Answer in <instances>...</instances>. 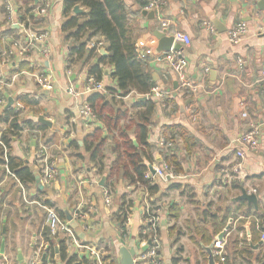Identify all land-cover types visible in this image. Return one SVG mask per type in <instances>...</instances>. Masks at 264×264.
<instances>
[{
    "label": "crops",
    "instance_id": "1",
    "mask_svg": "<svg viewBox=\"0 0 264 264\" xmlns=\"http://www.w3.org/2000/svg\"><path fill=\"white\" fill-rule=\"evenodd\" d=\"M49 1L51 9L47 16L38 18L40 23L32 29L50 34V60L43 61L39 56L32 60L17 57L7 65L2 55L10 47V41L25 36L19 25L23 23L20 15L34 10L39 0H0V81L6 83L3 96L7 102L13 99V105L24 95L38 103L21 112L22 120L30 121L31 125L13 138L11 148L13 156L24 161L39 179L27 187L9 175L5 164L0 165V264H29L37 252L43 261L44 250L60 251L64 241L49 231L38 202L55 209L69 224L84 247L74 246L69 252L79 259L84 256L90 259L88 248L110 254L114 264H122V249H134L133 259L137 258L144 249L141 248L142 222L150 208L162 216L158 237L163 264H210L207 249L228 227L223 237L227 264H261L264 257L260 241L264 231V0H165L162 11L154 19L144 15L146 6H141L144 0H123L136 45L164 31L160 19L169 21V34L179 31L191 39L188 47L179 43L188 62L186 87H182L179 76L168 66L152 57L146 60L153 89L169 93L165 104L156 100L157 111L149 126L153 168L166 162L165 154L175 153L183 170L175 174L171 165L174 174L171 179H153L152 185L159 187L154 195L144 187H131L122 179L109 180L107 174H99L87 156L78 158L81 151L73 144L81 149L85 139L97 129L107 136L101 121L78 118L80 107L88 99L83 91L89 83L90 68L101 57L88 64L69 65L70 42L63 32L68 20L64 13L65 0ZM87 13L86 10L85 14L75 15L72 11L76 17ZM205 21L215 26L214 34L204 26ZM240 23L247 25L249 33L235 44L229 40L228 33ZM99 42L103 43V39L92 40L88 49ZM108 56L109 53L105 57ZM239 60L243 61L242 67ZM24 63L37 70L32 73L23 69ZM102 69L105 89H116L114 67L104 65ZM35 75L49 76L53 89H41ZM68 88L83 95L74 98L67 94ZM142 97L132 93L124 98V103L133 111L132 107ZM2 113L0 107V116ZM40 119L49 124H42ZM251 124L262 127L260 151L246 155L240 179L223 174V169L236 162L237 139ZM7 127L0 120V140ZM174 135L173 147L161 145ZM42 149L46 150L45 157L39 159L37 153ZM104 155L108 173L116 162L111 138ZM45 162L56 163L59 170L50 184L44 179ZM103 178L105 183L101 186ZM173 185L180 188L169 190ZM243 188L256 190L258 209L238 200ZM105 191L111 193L112 208L105 203ZM123 196L133 206L128 210L127 221L121 225L118 217ZM176 214L178 219L173 218ZM214 261L220 264V257L216 255Z\"/></svg>",
    "mask_w": 264,
    "mask_h": 264
},
{
    "label": "trees",
    "instance_id": "2",
    "mask_svg": "<svg viewBox=\"0 0 264 264\" xmlns=\"http://www.w3.org/2000/svg\"><path fill=\"white\" fill-rule=\"evenodd\" d=\"M149 2L150 0H144L141 6L147 7ZM76 6L86 9L87 15L73 16L72 11ZM64 13L68 18L63 32L68 35L67 41L70 42L69 65L88 64L100 56V62L90 68L89 77L102 82L104 78L102 68L104 65H110L114 67L112 77L117 81L116 89L106 88L103 93L89 94L87 99L95 118L103 123L107 136L103 130L97 129L85 139L81 149L78 144L72 146L81 151L78 158L84 159L87 156L89 163L96 167L100 175L107 174L109 180L122 179L131 187H144L150 195H154L155 192H159V187L152 185V181L146 179V174L151 171L155 162L153 147L148 143V133L152 117L157 111V99L151 98L146 102L136 103L132 107L133 112L125 105L124 98L132 93L146 96L150 94L155 85L147 70V61H141L136 51L137 45L128 26L129 19L124 1L65 0ZM20 19L26 25L29 20L33 25L39 20L31 9L20 15ZM9 30L15 32L13 28ZM97 38L103 39L104 48L109 53L108 57L101 56L97 48L88 49L89 43ZM22 68L32 73L37 70L25 63ZM17 102L25 108L38 104L37 101H30L26 95L18 97ZM21 112L13 105L10 108L5 107L0 116L1 122L8 125L1 135V141L8 150V163L4 159V149L0 146V165H7L14 176L23 185L29 187L36 183V175L25 165L24 161L13 156L11 148L13 138L19 136L27 126L31 125L30 121L22 120ZM110 138L114 143L116 162L106 173L104 149ZM175 138L174 135L167 142L173 143ZM164 159L173 166L175 174L183 171L175 153L165 154ZM179 188L178 185H173L169 187V190ZM120 200L118 221L122 225L127 221L128 210L133 204L127 202L126 196L121 197ZM178 217V214L173 215L175 219ZM44 254L46 255L44 264H95L86 256L79 259L78 255L68 253L64 242L61 243L58 253L54 249H47L44 250ZM108 261L109 264L115 263L110 254L103 259V263L106 264ZM263 263L264 257L261 260V264Z\"/></svg>",
    "mask_w": 264,
    "mask_h": 264
},
{
    "label": "built area",
    "instance_id": "3",
    "mask_svg": "<svg viewBox=\"0 0 264 264\" xmlns=\"http://www.w3.org/2000/svg\"><path fill=\"white\" fill-rule=\"evenodd\" d=\"M166 4L165 0H150L149 5L146 7V11H155L156 14L160 13ZM51 9V3L49 0H39V4L33 10L34 15L38 18H44L47 16L49 10ZM161 26L164 31L169 34V21L160 19ZM19 25L23 28L24 38L20 39H12L10 41V47L7 48L3 55V63L10 65L11 61L17 57L25 58V59H34V56H39L43 61H49L52 52L49 47V39L50 34L47 31H38L32 29L33 23L31 20L28 21V25L26 23H19ZM204 26L210 31V33L214 34L216 32L215 26L210 21H205ZM248 27L245 23H240L236 28L229 31L228 37L232 43H239L242 39H244L248 35ZM174 36V44L172 49L169 52H164L157 54L156 48L158 45V40L156 38H151L146 43H141L137 45V53L139 59L142 61H146L149 57L154 58L157 62L168 66L172 71H174L180 78L182 82V87H186L188 84L185 80V70L188 66L187 60L183 57V52L175 49V45L181 43L185 47L190 46L191 39L190 37L182 32L175 31L171 33ZM92 48H97L99 54L104 51L103 43H97L92 46ZM239 65L242 67L243 61L239 60ZM37 85L41 89L52 90L53 84L51 82V78L47 75H35L34 76ZM263 80H264V72H263ZM6 87V83L4 81H0V107L4 109L8 102L7 99L3 96L4 90ZM95 92H105V87L102 82H97L94 78L89 79V83L85 87L83 94L89 95ZM67 94L77 98L80 95V92L74 88H68ZM148 98H155L162 103H166L169 98V93H165L161 91L159 88H154L150 94L146 95ZM17 109L21 111H25L26 108L21 103L17 102L14 105ZM78 118L84 120H90L95 118L94 111L92 107L85 103L80 107ZM262 134V127L259 124H251L249 129L244 132L237 139V148L235 152L236 162L232 164L231 167L223 169L222 173L227 174L233 178L240 179L241 176V166L243 161L246 159V155L250 152L258 153L261 149L260 138ZM0 144L4 149V159L6 163H8L7 159V148L0 140ZM162 146L165 147H173L172 143L164 142L161 143ZM46 150L42 149L37 153V158L44 159ZM7 171L10 176L15 178V180L20 184V181L14 176V174L7 167ZM154 174L150 171L146 174V179L152 181L155 178H160L164 181H168L171 179L174 174L171 168V165L167 162H164L163 165L157 166L153 168ZM44 179L47 183L53 182L58 176L59 170L56 163H48L45 162V167L43 170ZM248 194H256V190L248 191ZM105 203L109 207H114L113 199L110 191H105ZM37 205L44 211L45 213V223L48 227L49 231L56 238L62 239L67 247L68 253L72 251L74 246L79 247V249H83L69 224L61 219L58 212L48 207L45 203L38 202ZM162 221V216L159 211H155L154 209L148 208L145 213V219L143 220V228L141 230L142 238L144 239V243L141 245V248H145L148 246L146 251H141L140 255L134 259V264H163L161 259V243L158 237V228ZM228 233V230L225 231ZM260 241L264 246V232H261ZM149 242L151 244L149 245ZM226 242L224 240H216L214 250L215 256L220 257V264H227L226 254H225ZM89 255L91 260H95L97 264H104L103 259L107 256L106 252L99 251L96 249L88 248ZM29 264H44V261L41 260L39 253H35V255L30 260ZM264 264V263H263Z\"/></svg>",
    "mask_w": 264,
    "mask_h": 264
},
{
    "label": "water",
    "instance_id": "4",
    "mask_svg": "<svg viewBox=\"0 0 264 264\" xmlns=\"http://www.w3.org/2000/svg\"><path fill=\"white\" fill-rule=\"evenodd\" d=\"M73 13L75 15H82V14H85L86 13V10L84 8H82L81 6H76L74 9H73ZM144 15H147L150 19H154L156 17V12L155 11H145L144 12ZM155 38L158 40V45H157V48H156V53L157 54H160V53H164V52H169L172 47H173V44H174V36L172 34H168L166 31H163V32H157L155 34ZM175 49L176 50H180L182 48V46L180 44H176L175 46ZM102 55L103 56H107L108 53L107 51H102ZM178 84L176 83L175 85V89L177 90L178 89ZM147 97L146 96H143L142 98L138 99L139 102H142V101H147ZM14 104V100L13 99H10L6 108H10L12 107ZM40 122L44 125H48V121H46L45 119H40ZM151 172L152 174H154V171H153V168H151ZM37 182H39V179L36 178ZM104 183H105V178H103L100 182V185L101 186H104ZM239 201H246L249 206H254L256 209H258V197L256 194H248V191L247 189L243 188L242 189V195L239 197L238 199ZM230 229V227L227 228V230ZM4 233H5V227H4ZM225 235V232L224 234H222L218 240H223V237ZM151 244V242H149V245ZM215 246V241L212 243V245L207 249V252L209 254V261H210V264H215V254H213V248ZM5 247V242L3 241L2 243V249H4ZM148 248L145 247L143 249V251H146ZM121 255H122V264H134V257L136 255V252L134 249H131V250H127V249H122L121 251ZM45 258H46V255H44L43 257V261H45ZM59 264H62V263H59Z\"/></svg>",
    "mask_w": 264,
    "mask_h": 264
},
{
    "label": "rangeland",
    "instance_id": "5",
    "mask_svg": "<svg viewBox=\"0 0 264 264\" xmlns=\"http://www.w3.org/2000/svg\"><path fill=\"white\" fill-rule=\"evenodd\" d=\"M103 47H104V46H103ZM189 255H190V253H189ZM192 255H193V254H192ZM192 255H191V256H192Z\"/></svg>",
    "mask_w": 264,
    "mask_h": 264
}]
</instances>
